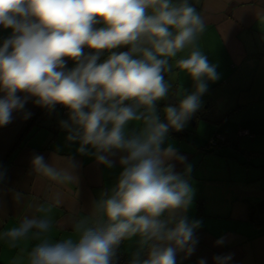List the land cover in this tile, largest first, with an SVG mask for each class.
Wrapping results in <instances>:
<instances>
[{
	"label": "clouds",
	"instance_id": "9594fccd",
	"mask_svg": "<svg viewBox=\"0 0 264 264\" xmlns=\"http://www.w3.org/2000/svg\"><path fill=\"white\" fill-rule=\"evenodd\" d=\"M0 27L11 30L0 43V126L11 123L13 112L30 118L29 99L50 112L60 104L68 109L60 126L69 143H79L77 153L107 168L121 154L122 169L90 212L75 218L71 235H52L59 193L53 205L34 202L32 216L0 231V242L19 249L11 264H118L120 246L133 240L128 264H179V254L190 257L202 227L185 214L194 196L192 165L165 141L170 129H184L209 82L220 79L199 46L206 20L193 0H0ZM69 60L74 67H67ZM180 73L193 82L189 94L179 84L173 92ZM170 95L179 99L162 109V120L158 102ZM53 156L49 162L34 154L32 174L77 185L74 159L56 164ZM173 162L185 164L183 173ZM23 198L15 194L17 202ZM30 240L38 243L20 247ZM231 259L213 257L214 264Z\"/></svg>",
	"mask_w": 264,
	"mask_h": 264
},
{
	"label": "crops",
	"instance_id": "0c3cea01",
	"mask_svg": "<svg viewBox=\"0 0 264 264\" xmlns=\"http://www.w3.org/2000/svg\"><path fill=\"white\" fill-rule=\"evenodd\" d=\"M193 3L206 20L199 46L216 65L220 79L209 82L201 108L184 129L179 134L169 131L165 141V146L172 144L192 165L194 196L185 214L189 220L202 221L195 233L198 244L194 253L186 259L181 253L177 260L179 264H198L204 258L206 264H214V256L231 254L228 264H264V0ZM10 34V29L0 27V43ZM67 67H74L71 60ZM172 83L173 92L177 84L184 94L194 90L186 73ZM33 99L25 110L33 115L42 109V113L18 148L12 150L14 141L32 115L24 119L23 112H13L11 123L0 126V231L18 224L25 215L32 216L34 202L53 205V197L59 193L62 204L52 207V235L60 239L71 235L75 218L87 215L101 191L116 182L122 170L118 163L121 154L112 157V168L78 154L79 143H69L60 126L68 112L44 110ZM178 99L170 95L158 102L161 119L162 109ZM216 135L222 140L209 146ZM34 154L49 162L54 155L56 164H63L61 157H72L78 165V184L58 185L33 175L30 161ZM173 163L175 172L183 173L185 164ZM17 192L24 194L20 202L15 199ZM220 238L224 243L217 245ZM36 243L30 240L20 247L30 249ZM121 250L130 259L135 240L125 241ZM18 251L0 242V264H11Z\"/></svg>",
	"mask_w": 264,
	"mask_h": 264
},
{
	"label": "trees",
	"instance_id": "16d2710c",
	"mask_svg": "<svg viewBox=\"0 0 264 264\" xmlns=\"http://www.w3.org/2000/svg\"><path fill=\"white\" fill-rule=\"evenodd\" d=\"M41 113H42V109L36 111L29 119V121L26 123V125L21 129V131L19 132V134L17 135L14 141L12 150L18 148L20 144L24 141V139H26L31 128L34 127V125L37 123L39 117L41 116Z\"/></svg>",
	"mask_w": 264,
	"mask_h": 264
},
{
	"label": "built area",
	"instance_id": "2783aa9c",
	"mask_svg": "<svg viewBox=\"0 0 264 264\" xmlns=\"http://www.w3.org/2000/svg\"><path fill=\"white\" fill-rule=\"evenodd\" d=\"M86 52L90 51L89 49H85ZM104 57H102L103 59ZM55 109H59L61 110L63 113H67L68 109H66L64 106L57 104ZM44 110H48L46 108H44ZM222 140L221 136H215L212 139L209 140L208 145L209 146H215L217 144L218 141ZM123 244V243H122ZM122 245L120 246V249L118 250V264H128V261L130 260L128 257H126V255L124 253H122Z\"/></svg>",
	"mask_w": 264,
	"mask_h": 264
},
{
	"label": "water",
	"instance_id": "95a60500",
	"mask_svg": "<svg viewBox=\"0 0 264 264\" xmlns=\"http://www.w3.org/2000/svg\"><path fill=\"white\" fill-rule=\"evenodd\" d=\"M162 120H163V119H162ZM169 131L172 132V133H175V134H179V131L177 132V131L172 130V129H170Z\"/></svg>",
	"mask_w": 264,
	"mask_h": 264
}]
</instances>
